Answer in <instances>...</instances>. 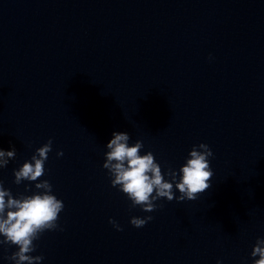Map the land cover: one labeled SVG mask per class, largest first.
I'll return each mask as SVG.
<instances>
[{
  "label": "water",
  "instance_id": "95a60500",
  "mask_svg": "<svg viewBox=\"0 0 264 264\" xmlns=\"http://www.w3.org/2000/svg\"><path fill=\"white\" fill-rule=\"evenodd\" d=\"M114 130L162 172L207 143L210 187L133 205L103 166ZM49 138L44 174L16 183ZM12 145L0 183L19 198L47 180L64 203L63 230L33 241L40 264H252L264 237V0H0V147ZM134 215L153 218L136 227ZM15 250L0 243V264Z\"/></svg>",
  "mask_w": 264,
  "mask_h": 264
},
{
  "label": "clouds",
  "instance_id": "9594fccd",
  "mask_svg": "<svg viewBox=\"0 0 264 264\" xmlns=\"http://www.w3.org/2000/svg\"><path fill=\"white\" fill-rule=\"evenodd\" d=\"M127 131H113L107 141L108 151L104 154V168L108 169L111 185L118 186V190L125 193L133 205L144 211H152L157 207L155 201L167 198L169 201L195 200L198 194L210 187L213 169L210 157L213 151L207 143L193 145L185 162L176 171H163L161 164L154 158L151 151L142 152L143 142L137 140L130 143ZM52 149V138L36 149L30 160H25L18 168L13 169L15 182L22 180L36 181L45 172V162ZM63 150L57 151L62 156ZM16 156L14 145L5 149L0 147V167H6L10 158ZM169 177L166 179L165 177ZM36 188L46 191L34 192L17 198L0 183V243L15 245L16 250L7 260L14 264H40L42 255H32L36 249L34 240L39 239L45 230H63L58 223L59 213L64 203L51 191L52 185L44 180L36 184ZM179 195H176V191ZM152 216H132L130 223L136 227L144 226L152 220ZM110 223L118 230H122L114 219ZM252 264H264V237H257L253 245ZM217 264H223L217 260Z\"/></svg>",
  "mask_w": 264,
  "mask_h": 264
}]
</instances>
